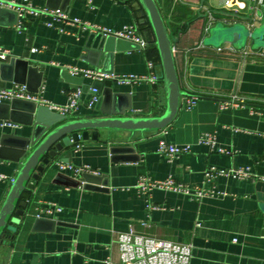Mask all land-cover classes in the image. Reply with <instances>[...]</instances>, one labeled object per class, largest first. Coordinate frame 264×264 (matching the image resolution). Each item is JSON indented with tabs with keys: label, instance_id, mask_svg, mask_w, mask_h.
<instances>
[{
	"label": "crops",
	"instance_id": "obj_1",
	"mask_svg": "<svg viewBox=\"0 0 264 264\" xmlns=\"http://www.w3.org/2000/svg\"><path fill=\"white\" fill-rule=\"evenodd\" d=\"M30 1L38 7L61 8L68 21L53 20L52 26H46L48 17L27 15L19 29L16 12L5 8L0 13V48L9 50L11 55L1 62L22 60L37 67L41 75L37 90L30 91L27 87L37 86L38 77L28 78L23 63L17 62L13 68L7 65L0 72V88L28 84V91L61 105L67 102L70 90L80 87L64 78V70L74 66L103 73L110 69L112 73H106L110 75L160 74L159 65L148 67L146 48L138 45L131 49L114 47L107 60L104 53L98 59L94 52L86 50L94 43L91 33L98 28L138 25L140 6L136 0H92V7L87 0ZM155 1L169 33L178 39L174 55L181 89L188 95H198L195 106L186 110L180 102L170 124L160 130L99 129L96 139L80 140L58 152L38 179L32 180L31 198L19 223L0 239V264H106V260L120 264L115 237L129 228L144 236L191 243L189 264H264V182L257 178L264 175V61L241 62L234 56L212 51L208 47L211 45L198 46L207 35L204 24L208 13L226 16V25H230L246 24L244 18L250 17V12L242 9L234 14L224 10V0ZM241 1L251 4V0ZM72 18L80 22L69 21ZM216 22L220 21L213 24ZM261 22H255L254 27ZM197 23L200 29L196 38L191 32ZM246 45L250 46L249 42ZM15 76L25 77L26 83L16 82ZM82 78L83 84L90 86L93 82ZM107 79L112 80V93L103 103L105 109L125 108V114L140 116L163 112L165 94L160 80L118 83ZM231 94L243 102L221 108L219 102L230 101ZM88 95L84 91L81 103L68 119L99 114L95 104L86 106ZM29 105L16 100L14 109H9V116L4 118L16 126H0V174L15 177L20 168L18 145L33 129L25 110ZM206 132L214 133L216 146L233 152L220 154L198 143ZM160 139L190 143L191 151L168 159L156 152ZM58 163L88 165L104 175L98 182H106V186L83 188L75 183L82 180V173L59 170ZM211 165L249 166L253 175L246 180L218 177L213 184L225 194L199 201L162 189L152 190L147 199L134 186L140 176H171L190 187L199 186L205 168ZM9 186V182L0 181V207ZM147 200L155 208H148ZM49 206L50 212L42 211ZM39 212V218L49 222H39L36 227Z\"/></svg>",
	"mask_w": 264,
	"mask_h": 264
},
{
	"label": "water",
	"instance_id": "obj_2",
	"mask_svg": "<svg viewBox=\"0 0 264 264\" xmlns=\"http://www.w3.org/2000/svg\"><path fill=\"white\" fill-rule=\"evenodd\" d=\"M136 1L140 6L139 22H148L151 41L155 44L158 51L160 62L159 80L162 83L165 94V108L163 112L158 115L140 116L125 114V108L120 111L105 109L103 103L109 99L112 93V80H108L107 78L93 81L90 85L97 88L98 100L95 103V110H99V114L97 115L68 119L65 115L31 101L12 99L10 103H0V119H4L9 116V109H14V102L16 100L29 102L30 105L25 110L31 118V123H33L30 136L24 138L23 143L18 145L20 168L13 182L10 184L0 207V239L6 231L14 230V224L19 223V217L24 215L28 201L31 198V192L34 188L32 180L38 179L39 174L45 167L50 165L51 160L56 157L58 152L80 140L96 139L99 129H120L131 132L160 130L170 124L174 118L179 108L180 97L186 94L181 89L182 84L174 55L175 43L178 39L169 33L166 22L155 0ZM5 10V8H0V13ZM257 13L261 15L260 10ZM245 18L250 20L248 17ZM180 31L178 30V32ZM91 36L94 43L88 45L86 50L94 52L98 56V59L102 53H104L106 60L110 59L114 47L116 49H131L135 45L137 47V44L131 41L105 34L100 30L91 33ZM202 42L204 45L211 46L229 43L238 49L246 46L248 42L252 48L264 47V20L253 28L247 27L244 23L226 25L222 22H216L208 28L207 35ZM17 62L23 63L26 66L28 78L33 75L38 77L37 86L33 88L27 87L30 91H36L40 84L41 74L38 72L37 67L29 65L28 62L13 58L10 59V63L8 64L0 62V72L7 65L13 68ZM97 63L92 62L93 65H97ZM103 71L112 73L110 69H104ZM64 74L67 82L80 86L87 92L89 85L83 84L82 77L71 74L68 69L64 70ZM13 80L19 83H26V78H23V76H15ZM81 176L82 180H78L75 183L82 185L83 188L97 189L106 186V182H98L101 178H104L103 174L83 172ZM45 221L49 222L43 218L36 217L34 226L38 227L39 222Z\"/></svg>",
	"mask_w": 264,
	"mask_h": 264
},
{
	"label": "built area",
	"instance_id": "obj_3",
	"mask_svg": "<svg viewBox=\"0 0 264 264\" xmlns=\"http://www.w3.org/2000/svg\"><path fill=\"white\" fill-rule=\"evenodd\" d=\"M115 1V0H113ZM177 1V0H174ZM87 5L92 7V0H87ZM222 9L228 10L234 14H237L242 9H248L250 12V20H247L245 24L249 28L254 27L255 22H259L264 19V0H251L249 6L241 0H224ZM0 8L13 9L16 12V16L19 19L16 24L17 28H21L22 21L27 15L37 17L46 16L49 19L44 22L46 26H52L53 20H67L66 14L60 8H46L38 7L34 5L30 0H0ZM261 11V15L257 12ZM247 17V16H246ZM219 20L223 24H228L229 19L226 16L215 17L208 13L205 17L204 31L207 32L208 28L213 23ZM72 22L79 23L78 18H72ZM96 29V28H94ZM62 31V29H59ZM105 34L113 35L117 38L131 41L137 44L140 48L145 49L148 45L147 32L142 31L138 25H123L119 29L110 28H98ZM149 31V30H148ZM150 33V31H149ZM151 36V34H150ZM198 46L204 47L203 42ZM212 51L216 53H224L230 56L238 58L241 62L245 60H263L264 61V47L252 48L248 45L235 48L229 43H223L218 46H208ZM11 55L10 51L4 48H0V62L5 61ZM155 63L151 60L148 61V67L154 68ZM69 72L76 76L86 77L92 81L103 80L106 78H113L118 83L139 82L142 80H150L152 83L159 81V75L152 73L150 76H142L137 74H118L110 75L90 67L74 66L68 68ZM89 93L86 99V106L91 108L98 100L97 88L89 86L87 89ZM84 91L81 87H75L70 90L67 96V102L65 104L56 105L49 100L42 97L40 93H32L27 90L24 84L15 85L12 88H0V103L11 99H22L26 101L34 102L37 105L46 106L49 109H54L57 113L68 116L73 110L81 103L82 95ZM198 95H182L180 102L186 110H190L196 104ZM230 101L222 100L219 102L221 108H228L231 106H237L240 102H243L238 96L231 94ZM0 126L15 127L16 124L5 119H0ZM198 143L206 144L211 150H215L220 154H231L233 151L229 148L216 146L215 135L211 132L202 134L198 140ZM191 151L190 143H170L164 139H160L156 146V152L160 155L166 156L168 159H172L180 154H186ZM59 170H71L74 173L90 172L93 174H99L98 171L92 170L88 165L73 166L68 163H58ZM253 173L249 166H240L235 168H219L216 166H208L203 172L202 184L195 187H190L186 184L176 181L171 176H167L163 179H150L147 176H140L136 184L134 185L140 194L147 196L154 189H162L173 192H180L187 197L195 200H201L205 197H220L225 193L216 188L213 181L218 177L231 178L237 180H246L252 177ZM257 178L264 182V175H259ZM13 176H6L0 174V181H7L10 184L13 182ZM207 184V185H206ZM148 208H155L151 206L147 200ZM56 211H60V207H53ZM51 206L42 209L43 212H50ZM41 212L36 213V217H41ZM198 225V224H197ZM264 228V219H263ZM264 236V232H263ZM115 242L118 248V258L120 264H189L191 257L192 244L191 243H178L169 240H163L154 238L151 236H144L137 234L132 228L127 231L118 232L115 237ZM110 260H106V264H109Z\"/></svg>",
	"mask_w": 264,
	"mask_h": 264
},
{
	"label": "trees",
	"instance_id": "obj_4",
	"mask_svg": "<svg viewBox=\"0 0 264 264\" xmlns=\"http://www.w3.org/2000/svg\"><path fill=\"white\" fill-rule=\"evenodd\" d=\"M139 18H140V15L138 13V15H137L138 26L142 31L147 32L148 45L146 47V51H147V54L149 56V60H151L153 63L160 66L158 51L156 49L155 44L151 41V36H150L149 31H148L149 30L148 22L146 21L144 23H140Z\"/></svg>",
	"mask_w": 264,
	"mask_h": 264
},
{
	"label": "rangeland",
	"instance_id": "obj_5",
	"mask_svg": "<svg viewBox=\"0 0 264 264\" xmlns=\"http://www.w3.org/2000/svg\"><path fill=\"white\" fill-rule=\"evenodd\" d=\"M199 29H200V23H197V24L193 25L191 36L197 38L198 35H199Z\"/></svg>",
	"mask_w": 264,
	"mask_h": 264
}]
</instances>
